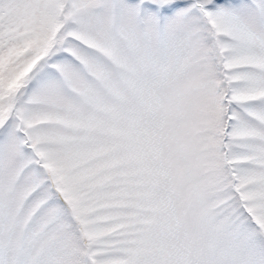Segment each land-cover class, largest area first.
Here are the masks:
<instances>
[{
	"label": "snow or ice",
	"instance_id": "snow-or-ice-1",
	"mask_svg": "<svg viewBox=\"0 0 264 264\" xmlns=\"http://www.w3.org/2000/svg\"><path fill=\"white\" fill-rule=\"evenodd\" d=\"M0 264H264V0H0Z\"/></svg>",
	"mask_w": 264,
	"mask_h": 264
}]
</instances>
